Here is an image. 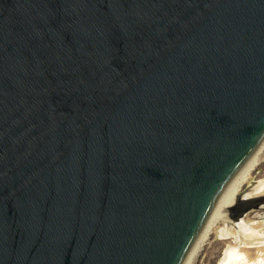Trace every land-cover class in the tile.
<instances>
[{
    "label": "water",
    "instance_id": "water-1",
    "mask_svg": "<svg viewBox=\"0 0 264 264\" xmlns=\"http://www.w3.org/2000/svg\"><path fill=\"white\" fill-rule=\"evenodd\" d=\"M263 146L264 0H0V264H183Z\"/></svg>",
    "mask_w": 264,
    "mask_h": 264
},
{
    "label": "bare ground",
    "instance_id": "bare-ground-1",
    "mask_svg": "<svg viewBox=\"0 0 264 264\" xmlns=\"http://www.w3.org/2000/svg\"><path fill=\"white\" fill-rule=\"evenodd\" d=\"M264 151V146L257 150L255 162H248L246 170H240L233 183L229 187L228 191L224 195L223 199L219 203L211 219L206 225L204 231L195 244L192 252L186 258L183 264H189L191 258L199 250L200 245L209 236L212 228L217 227L221 222L233 226V229L244 228L248 232L244 237L250 239L243 240L238 237V234H231L235 236V241L226 248L224 254L219 259L217 264H264V224L262 223H249L246 219V215L251 212H257L258 210L264 211V203L259 209H252L244 214L239 220L234 219L235 207L246 199H261L264 197V184L260 188H253L251 192L249 189L240 193V190L244 183H246L252 175V172L259 166L262 161L260 154ZM250 194V195H249ZM262 217V216H260ZM237 226V228H235ZM235 226V227H234ZM227 232L221 231V236L224 237ZM253 238V239H252ZM249 248H255L257 250L255 255L249 252Z\"/></svg>",
    "mask_w": 264,
    "mask_h": 264
},
{
    "label": "rangeland",
    "instance_id": "rangeland-1",
    "mask_svg": "<svg viewBox=\"0 0 264 264\" xmlns=\"http://www.w3.org/2000/svg\"><path fill=\"white\" fill-rule=\"evenodd\" d=\"M260 157H262V161L255 171L252 172L249 180L243 184L240 193L248 189L249 192H251L253 188L258 189L264 184V151L260 154ZM246 219L249 223L264 224V211L258 210L257 212H251L246 215ZM237 226L238 225L234 227L237 228ZM222 230L227 232V235L224 237L221 236ZM263 230L264 229H261V231ZM247 233L248 232H246L244 228L233 229L232 225L224 224V222L219 223L217 227L212 228L209 236L202 242L199 250L193 255L189 264H217L226 248L236 239L235 236H232L231 234H238L240 239L243 238V240H248L250 238L244 237ZM249 252L252 255H255L257 250L255 248H249Z\"/></svg>",
    "mask_w": 264,
    "mask_h": 264
}]
</instances>
